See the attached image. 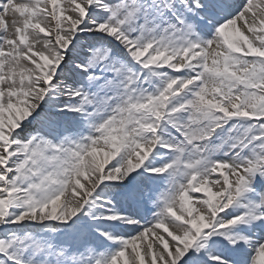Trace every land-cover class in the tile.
<instances>
[{
	"label": "snow or ice",
	"instance_id": "1",
	"mask_svg": "<svg viewBox=\"0 0 264 264\" xmlns=\"http://www.w3.org/2000/svg\"><path fill=\"white\" fill-rule=\"evenodd\" d=\"M0 264H264V0H0Z\"/></svg>",
	"mask_w": 264,
	"mask_h": 264
}]
</instances>
